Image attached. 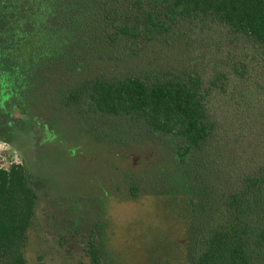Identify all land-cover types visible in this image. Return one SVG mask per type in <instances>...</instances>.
Masks as SVG:
<instances>
[{
    "label": "trees",
    "instance_id": "trees-1",
    "mask_svg": "<svg viewBox=\"0 0 264 264\" xmlns=\"http://www.w3.org/2000/svg\"><path fill=\"white\" fill-rule=\"evenodd\" d=\"M20 2L0 0V121L28 89L142 130L183 197L185 263L264 264V0ZM38 192L23 166L0 168V264H27ZM90 258L105 264L100 246Z\"/></svg>",
    "mask_w": 264,
    "mask_h": 264
},
{
    "label": "rangeland",
    "instance_id": "rangeland-1",
    "mask_svg": "<svg viewBox=\"0 0 264 264\" xmlns=\"http://www.w3.org/2000/svg\"><path fill=\"white\" fill-rule=\"evenodd\" d=\"M50 97L27 89L0 121V168L22 165L39 182L26 263L91 264L96 245L105 264H186L183 197L162 189L159 141L80 122Z\"/></svg>",
    "mask_w": 264,
    "mask_h": 264
},
{
    "label": "flooded vegetation",
    "instance_id": "flooded-vegetation-1",
    "mask_svg": "<svg viewBox=\"0 0 264 264\" xmlns=\"http://www.w3.org/2000/svg\"><path fill=\"white\" fill-rule=\"evenodd\" d=\"M22 166V165H21Z\"/></svg>",
    "mask_w": 264,
    "mask_h": 264
}]
</instances>
